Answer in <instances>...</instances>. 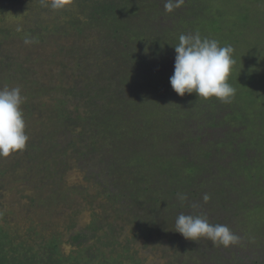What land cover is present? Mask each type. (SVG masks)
I'll use <instances>...</instances> for the list:
<instances>
[{
  "label": "trees",
  "instance_id": "16d2710c",
  "mask_svg": "<svg viewBox=\"0 0 264 264\" xmlns=\"http://www.w3.org/2000/svg\"><path fill=\"white\" fill-rule=\"evenodd\" d=\"M165 2L0 0V89L29 137L0 157V264H264V71L233 66L229 103L170 84L181 34L264 40V0ZM181 214L239 240H186Z\"/></svg>",
  "mask_w": 264,
  "mask_h": 264
},
{
  "label": "clouds",
  "instance_id": "9594fccd",
  "mask_svg": "<svg viewBox=\"0 0 264 264\" xmlns=\"http://www.w3.org/2000/svg\"><path fill=\"white\" fill-rule=\"evenodd\" d=\"M72 0H40L43 7L63 10ZM183 4V0H166V12H173ZM19 31V29H18ZM25 44L33 41L25 38ZM175 61L173 75L170 77L172 89L181 97L195 93L198 100L216 98L229 103L235 95V89L229 83V76L235 60L231 46H220L215 39L195 34H181L174 46ZM25 97L19 87L0 89V157L7 158L26 148L29 140L26 134V122L22 105ZM181 201L187 197L178 194ZM204 202L210 197L205 194ZM196 207V205H192ZM175 232L186 240L199 241L204 238L214 246L230 247L238 242L239 237L229 227L211 224L204 216L181 214L175 221Z\"/></svg>",
  "mask_w": 264,
  "mask_h": 264
},
{
  "label": "rangeland",
  "instance_id": "374dc122",
  "mask_svg": "<svg viewBox=\"0 0 264 264\" xmlns=\"http://www.w3.org/2000/svg\"><path fill=\"white\" fill-rule=\"evenodd\" d=\"M258 4L261 7L262 3H258ZM263 10H264V3L262 4V7L260 8L258 12L260 13ZM225 20H226V17H225ZM231 26L233 25H229V24H227V26L223 25V27H226V29L224 28L222 31H217V30L213 31L212 29L209 28L210 26L206 25L205 27H202V29L200 28L201 30L205 28L204 32L198 31V33L199 32L201 34L205 33L206 37H208L209 39L217 40L219 42V45L222 47L231 45L225 42V38L236 37L235 35H239L240 42H238L237 44L233 43V45L236 47L235 52L237 51V53H239V56H238L239 59H235V64L233 66L237 67L238 73H240L241 70L243 69H250L257 75L259 73H262L264 71V60L261 59V57L259 56V52L262 51V49H264V40L260 41L256 37V35L261 32V27L258 25H253V26L246 27L245 29L243 28L242 32L240 33L236 32L235 34H232L228 32L227 30V28ZM193 34H195V32H193ZM263 36H264V32H263ZM256 41L258 43H256ZM6 200H7L6 198H2L3 202ZM56 218L58 219V217ZM68 249L69 248L67 247L66 250Z\"/></svg>",
  "mask_w": 264,
  "mask_h": 264
}]
</instances>
